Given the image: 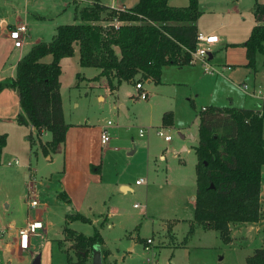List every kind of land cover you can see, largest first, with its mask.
Returning <instances> with one entry per match:
<instances>
[{
  "label": "rangeland",
  "instance_id": "374dc122",
  "mask_svg": "<svg viewBox=\"0 0 264 264\" xmlns=\"http://www.w3.org/2000/svg\"><path fill=\"white\" fill-rule=\"evenodd\" d=\"M102 1L109 4V0ZM254 2L197 0L200 12L197 20L200 25L218 24L227 10L249 12ZM81 8L78 0H0V20L24 24L27 29L23 46L15 50L14 57L24 55L32 45L50 41L57 26L80 23ZM223 52V48L216 50L208 65L215 70L223 67L220 65ZM241 53V50L233 51L234 60L243 59ZM256 58V83L264 85V68L260 62L256 63ZM70 67L71 64L64 65L60 93L65 125L85 124L95 128L110 122L106 129L108 142L102 151L97 148L96 133H87L86 141L94 148L95 158L88 164L87 172L77 167L75 177L96 178L98 169L97 176L101 175L103 186L98 193L96 184L87 189L79 213L88 222H66V215L76 211L71 203L64 204L56 197L60 192L58 180L64 175L62 153H42L40 145L50 139L47 133L37 137L28 128H22L20 133L14 130L8 133L4 155L0 156V223L5 226L14 222L15 226L23 227L27 220L39 218L48 225L43 236L33 238L36 249L22 254L28 264L36 257L39 264H63L66 259V263L77 264L79 257L65 229L84 237L92 236L97 230L103 240L99 250L106 249L100 250L102 264H245V258L254 249L264 247V178L259 220L253 224H230L229 243L222 242L216 231L193 221L197 115L202 107L208 106L227 108L231 104L245 110L256 108V101L242 94L236 85L241 79L251 91L252 70L242 69L249 72L248 79L241 70L236 72L243 78L224 79L205 75L199 64L181 70L167 65L162 68L157 83L138 81L141 91L147 93L146 100H140L137 96L141 91L131 82H121L115 89L117 94L110 93L105 77L92 80L98 69L76 66L79 76L71 75L69 80ZM98 95L103 99H97ZM168 112L171 125L165 127L161 125V117ZM139 130L144 131L141 137ZM159 130L170 137L169 142L155 134ZM262 135L264 139V125ZM182 147L187 151H181ZM13 160L17 163L8 165ZM79 161L83 159L76 160ZM260 172L264 177V165ZM138 179L143 183L135 185ZM120 186L128 190L122 192ZM27 196L35 199L38 206L28 209ZM106 215L109 226L105 223ZM146 239H151L150 245L145 244ZM132 243L133 248L128 251ZM90 262L89 254L85 263Z\"/></svg>",
  "mask_w": 264,
  "mask_h": 264
},
{
  "label": "trees",
  "instance_id": "16d2710c",
  "mask_svg": "<svg viewBox=\"0 0 264 264\" xmlns=\"http://www.w3.org/2000/svg\"><path fill=\"white\" fill-rule=\"evenodd\" d=\"M86 1L91 5L78 11L80 23L57 26L50 41L31 46L21 56L13 78L0 82V92H16L17 124L32 128L37 137L49 134V141L40 145L44 155L64 142L67 126L59 95V61L72 56L74 45L78 66L100 70L110 92L121 82L157 83L162 67L188 65L189 52L194 50L200 16L197 0H188L185 7H171L167 0H137L127 10L107 9L99 0ZM252 15L258 24L240 45L245 52L244 67L250 70L256 55L264 52V3H255ZM113 20L123 24L115 30L100 25ZM197 118L193 221L229 243L230 224H253L260 217L264 111L208 106ZM171 119L170 112L164 113L161 124L170 126ZM4 145L5 136L0 134V154ZM67 220L88 222L79 214L67 216ZM65 233L73 241L77 264H88L85 260L91 251H99L102 245L97 230L90 237L69 229ZM245 264H264V247L254 249Z\"/></svg>",
  "mask_w": 264,
  "mask_h": 264
},
{
  "label": "crops",
  "instance_id": "0c3cea01",
  "mask_svg": "<svg viewBox=\"0 0 264 264\" xmlns=\"http://www.w3.org/2000/svg\"><path fill=\"white\" fill-rule=\"evenodd\" d=\"M78 2L82 5V7L91 5V3L86 0H78ZM136 2L137 0H109V4H104L102 0H99V3L101 5L111 10H127L133 7L136 4ZM187 2L188 0H167V4L171 7H185L187 5ZM236 3H238V1ZM255 3L260 4L264 2L255 0L254 4ZM253 5L251 6V9H249V12H245V13L237 12V10L235 9L227 10V12L224 15H222L223 20H221V22L218 24H216L215 22L211 23V26L210 25L208 26L200 25L199 20L196 21L195 25H196L197 32L204 33V34L212 33L218 37V42L213 46V51L209 54L208 59L211 60L214 58L213 55L216 50L223 48V51H224L223 52L224 54L223 64H220L223 67H220L219 70H215L214 67L213 69L210 66L214 70V72L210 74L202 70L205 75H218L224 79H227V77L228 79L229 77H234V78L245 77V79H248L249 72L248 73L246 72L247 69L242 70L246 64V60L243 55L245 54L243 50L244 48H242L240 45L245 41L251 29L255 25L258 24V22L253 18V15H252ZM232 13H235L236 15ZM14 25H16L15 22L8 23L7 20L5 19L0 20V82L14 77L15 64L21 58V56H23L22 54H18L16 57H14L15 52L19 49L13 48L11 44L12 41L7 38L6 27H11ZM33 41H31L30 43L33 44L34 43ZM6 48L7 50L4 52ZM263 48H264V44H263ZM235 50L242 51L241 55L243 59L237 60L239 59L237 58L234 60L233 51ZM114 51L117 53V49H114ZM3 52H4V55H3ZM256 57H257L256 63L260 62L262 68H264V52L257 54ZM68 64H71V67L69 69L70 71L69 80H71V77H72L71 75H74L75 77L79 76V73L77 72V69H76V66H78V48L76 45L73 46V54L71 57L62 58L59 61V66H60V75L58 77L59 95L61 93V89L63 86V83H62L63 68H64V65H68ZM190 66H193V65H186L182 67H177V66L172 65V67H175L180 70L184 67L189 68ZM237 70H241L240 72H243V77L238 76L239 74L236 72ZM99 73H100V70L97 71L96 77L94 76L92 80L98 79ZM161 73H160V76H161ZM255 73H256V69L254 67V69H252L250 73L251 75L249 74L250 76H252L251 91L248 90V87L245 92L242 91L241 89L240 90L242 94H244L246 97H249L252 100L256 101L257 106L256 108L252 109V111H262V110L264 111V88H262V86L264 85H259L256 83ZM263 74H264V69H263ZM79 79L89 80L90 78L79 77ZM149 82L150 81H147V83ZM242 83L244 84V81L240 79L236 83V85L240 88V85ZM103 90H105V88H103ZM257 90L260 91V94L258 97H255L250 94ZM137 91H141V90H137ZM108 92H110L109 89H108ZM112 92L117 94V90H114ZM97 99L102 100L103 97L98 95ZM229 107L241 109L237 106H232L231 104ZM202 108H205V107H202ZM61 109H62V114H63L62 102H61ZM18 111H19V106H18V98H17L16 92L10 89H3L0 92V134L4 135L5 138L8 137V133H10V131L14 130L20 133L22 132L20 131L22 130V128H28L30 133L34 132V130L30 127H25V126L17 124L16 115ZM63 121H64V117H63ZM66 125H67V130L64 135V142L63 144L58 145L54 152L62 153V158H63L62 172L64 173L61 180L60 181L58 180L60 192L57 193L56 197L60 201H62L64 204L71 203L73 205V207H71L72 210L76 211L75 213L66 215L65 221L68 222L67 216L74 215V214L81 215L79 211L83 207V203L85 201L86 192H87L88 187L91 184H96V192L98 193L99 190L103 186L101 175L97 176V174L99 173L98 169H96V173H97L96 178L92 179V177L88 176L89 180L92 179L91 181L87 180L86 178H82L81 176L77 178L75 177L77 167L82 168L85 172H87L88 164L93 163L94 158H95L94 148H92L90 146V143L86 141L87 133L89 132L96 133V145H97V148H99L101 151L107 143L105 145H101L100 143L99 135H100L101 127L90 128L89 126H85V124L83 125L82 124H66ZM6 145H7V141L5 139V145L2 148V151L0 154L1 157H3L4 155V150L6 148ZM181 151H187V150L185 147H182ZM1 157H0V160H1ZM80 157L81 159H83V161L76 162V160L80 159ZM48 160H49V157H48ZM261 176L262 178H264L262 174ZM120 190L122 192H125L128 190V188H126L125 186H120ZM28 209H32V208H28ZM104 217L106 219L105 223H107L109 221V218H108L109 216L106 215ZM106 225L109 226L108 223ZM0 226L1 228H6L10 226V228L7 229L0 237V264H12V262L14 264H28L29 263L28 260L27 259L25 260V258H22V254L36 249V247L32 243L33 238L31 239L28 250L20 251L17 248L16 230L22 228V226H15L14 222H9L5 226L0 223ZM47 229H48V225L43 223V230L41 231V236H43L46 233ZM57 247L60 250H62L61 246L59 245V242H57ZM101 247H103V240H102ZM132 248H133V243L131 247L128 249V251L132 250ZM101 249L106 250L105 248H101ZM100 255H101V252H100ZM65 263H66V260H65Z\"/></svg>",
  "mask_w": 264,
  "mask_h": 264
},
{
  "label": "built area",
  "instance_id": "2783aa9c",
  "mask_svg": "<svg viewBox=\"0 0 264 264\" xmlns=\"http://www.w3.org/2000/svg\"><path fill=\"white\" fill-rule=\"evenodd\" d=\"M123 22H119L116 20L110 21V22H101L100 25L107 29L109 27H112L114 30L117 29L120 25H122ZM26 26L24 24H17L11 27H6V34L7 38L12 41L13 48L20 49L22 47V38L26 36ZM218 42V37L212 33L204 34L197 32L194 38V50L189 52L190 60L188 65H195L199 64L203 68V70L207 73L212 74L214 70L208 65V57L211 53L212 47ZM134 87L136 90H141L142 85L138 82L134 84ZM240 89L242 91L247 90L246 84H241ZM251 95L258 97L260 94V91H255L250 93ZM138 99L140 100H146L147 93L145 91H141L138 96ZM202 108L201 110H203ZM110 125V122L106 123V126L101 127L100 130V143L101 145H105L108 142V133H107V126ZM144 131L139 130L138 136L141 137L143 135ZM158 137H162L164 142H168L170 140V137L168 135H163L162 131H156L155 133ZM11 163L16 164L17 161L13 160L12 162L8 163V165H11ZM143 181L141 179H138L134 182L135 185L142 184ZM27 199V206L29 208H35L38 206V202L35 199H30L28 196ZM9 227L6 228H0V237L1 235L9 229ZM43 230V223L39 218L33 219V220H27L25 222V225L16 230V237H17V248L20 251H26L28 250L30 246V242L32 238H36L41 236V231ZM146 245L151 244V239L145 240ZM145 250H147V246L144 247Z\"/></svg>",
  "mask_w": 264,
  "mask_h": 264
},
{
  "label": "water",
  "instance_id": "95a60500",
  "mask_svg": "<svg viewBox=\"0 0 264 264\" xmlns=\"http://www.w3.org/2000/svg\"><path fill=\"white\" fill-rule=\"evenodd\" d=\"M121 111L123 113H125L123 107H120ZM180 136V138H184L182 135L178 134ZM186 139H190L192 140L193 137L192 136H186L185 137ZM211 188V186H209ZM123 190V189H121ZM263 195H264V186H263ZM192 200H194V197H192ZM31 264H39V257H36ZM90 264H102V261H101V256H100V252L99 251H96L95 249H93L91 251V262Z\"/></svg>",
  "mask_w": 264,
  "mask_h": 264
}]
</instances>
